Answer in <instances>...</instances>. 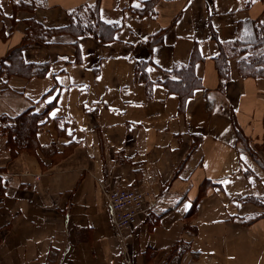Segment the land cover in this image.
<instances>
[{"label": "crops", "instance_id": "crops-1", "mask_svg": "<svg viewBox=\"0 0 264 264\" xmlns=\"http://www.w3.org/2000/svg\"><path fill=\"white\" fill-rule=\"evenodd\" d=\"M96 5L113 38L70 26ZM256 23L264 0H0V58L47 65L0 73V116L40 117L13 157L0 131V264H264V74L216 60ZM117 188L148 191L123 235Z\"/></svg>", "mask_w": 264, "mask_h": 264}, {"label": "trees", "instance_id": "trees-1", "mask_svg": "<svg viewBox=\"0 0 264 264\" xmlns=\"http://www.w3.org/2000/svg\"><path fill=\"white\" fill-rule=\"evenodd\" d=\"M147 7H149V3L145 2V9L139 10V12L147 13V11H145ZM147 14L151 16L153 15V12H151V14L148 12ZM70 19L72 20L70 26H74L79 34H91L99 39H104L105 34H108L113 38L114 33L119 27L118 24H108L101 20L97 5L76 8V10L70 14ZM255 37L256 41L253 42L251 47H240L239 43L234 41L230 44L231 50L229 52H226L223 49L216 57V60L218 61V72L222 79H228L230 77L229 58L232 56L233 50H239L241 54H248L246 58L241 59L242 70H244V73L264 74V27H261L258 23L255 25ZM160 39H162V36H158L156 42ZM26 45L27 39H24L22 44L11 49L6 57L0 58V73H20L27 75L28 77L33 76L35 73L37 75H43L46 73L47 65H42L44 67L42 71L33 72L31 68H33L34 65L26 64L22 61L21 54ZM13 60L16 61V63L13 62ZM7 61L11 62V64H7ZM18 68L25 69V73H21L24 71L19 72ZM139 72L141 76L145 75V73H141V71ZM162 83L166 84L167 80ZM39 122L40 117L29 110L15 117L5 115L0 116V131L7 137L6 145L10 149L12 157L24 149H31V147L36 144L35 139L37 128L40 125Z\"/></svg>", "mask_w": 264, "mask_h": 264}, {"label": "built area", "instance_id": "built-area-1", "mask_svg": "<svg viewBox=\"0 0 264 264\" xmlns=\"http://www.w3.org/2000/svg\"><path fill=\"white\" fill-rule=\"evenodd\" d=\"M37 178L39 176H36ZM107 206L114 227L120 235L130 231L144 209L148 191L136 188H117L107 192Z\"/></svg>", "mask_w": 264, "mask_h": 264}]
</instances>
